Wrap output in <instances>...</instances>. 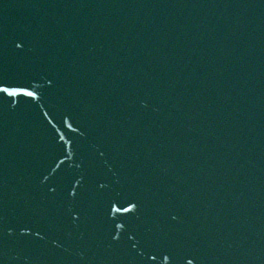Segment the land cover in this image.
<instances>
[{
    "label": "water",
    "instance_id": "1",
    "mask_svg": "<svg viewBox=\"0 0 264 264\" xmlns=\"http://www.w3.org/2000/svg\"><path fill=\"white\" fill-rule=\"evenodd\" d=\"M0 81V264H264V0H0Z\"/></svg>",
    "mask_w": 264,
    "mask_h": 264
},
{
    "label": "snow or ice",
    "instance_id": "2",
    "mask_svg": "<svg viewBox=\"0 0 264 264\" xmlns=\"http://www.w3.org/2000/svg\"><path fill=\"white\" fill-rule=\"evenodd\" d=\"M12 87L10 84H5L4 81H0V92L8 93V95H15L16 93L14 92H8V89ZM27 95L31 96L32 93H27ZM123 205L121 204V208ZM125 211H128L129 209H124ZM113 211H119V209H113ZM166 259H171V255L169 254L168 256L165 257ZM153 259H155V254H153Z\"/></svg>",
    "mask_w": 264,
    "mask_h": 264
}]
</instances>
